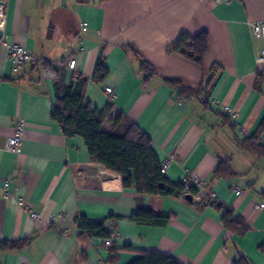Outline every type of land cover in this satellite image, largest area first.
I'll return each mask as SVG.
<instances>
[{
    "label": "crops",
    "instance_id": "obj_1",
    "mask_svg": "<svg viewBox=\"0 0 264 264\" xmlns=\"http://www.w3.org/2000/svg\"><path fill=\"white\" fill-rule=\"evenodd\" d=\"M0 1L3 41L22 46L56 74L44 78L29 64L15 70L0 45V241H25L0 251V264H131L147 252L179 264H264V157L237 144L256 137L264 146V59L256 60L261 41L251 27L264 21V0ZM201 32L208 38L201 66L166 52L180 34ZM70 58L73 69L65 65ZM140 59L157 73L144 78ZM98 63L108 70L102 80L94 78ZM79 77L92 108L111 104L102 131L124 114L150 138L160 163L169 161L163 174L170 182L189 175L204 190L193 187L191 201L140 194L91 162L84 140L65 137L51 117L56 81ZM164 78L204 87L207 103L178 98ZM19 121L20 151L12 153L6 143ZM218 156L231 159L235 176H213ZM211 193L243 220V233L223 226L224 209L211 203ZM138 208L167 221L136 223L130 216ZM80 217L104 221L113 249L81 235Z\"/></svg>",
    "mask_w": 264,
    "mask_h": 264
},
{
    "label": "trees",
    "instance_id": "obj_2",
    "mask_svg": "<svg viewBox=\"0 0 264 264\" xmlns=\"http://www.w3.org/2000/svg\"><path fill=\"white\" fill-rule=\"evenodd\" d=\"M131 48V47H129ZM208 49L206 32L195 36L182 33L174 44L167 47V53H176L184 59L201 66ZM134 51V49L131 48ZM136 53V52H135ZM138 55V54H137ZM140 70L144 78L157 73L149 62L139 60ZM107 68L98 63L94 78L102 80L107 75ZM163 81L177 91L180 99H199L207 103L203 94L205 88L192 85L182 79L164 78ZM85 78H78L69 84L59 81L55 83V102L51 117L60 127L65 137H81L88 150L90 161L103 166L105 169L120 176L124 189H134L137 193L158 196H181L186 193L194 194V188H185L183 183H172L161 172V165L152 148L150 138L124 114L119 113L111 119L113 128L110 132L101 129L102 123L109 116L111 104L102 110L91 107L85 99ZM238 147L258 157H264V146L257 142L256 137L237 141ZM229 157L218 156L217 166L213 171L216 178L235 176ZM218 209H224L223 226L236 233L246 229L243 220L234 216L229 207L211 202ZM130 218L139 224L164 225L167 217L154 215L151 211L138 208ZM81 235L89 238H110L112 235L104 228V221L87 222L83 217L78 219ZM25 241H0V251L19 249ZM109 250L113 249L112 243ZM131 264H179L172 257L155 252L144 253ZM234 264H245L242 260Z\"/></svg>",
    "mask_w": 264,
    "mask_h": 264
},
{
    "label": "built area",
    "instance_id": "obj_3",
    "mask_svg": "<svg viewBox=\"0 0 264 264\" xmlns=\"http://www.w3.org/2000/svg\"><path fill=\"white\" fill-rule=\"evenodd\" d=\"M214 1H215V3L228 4L232 0H214ZM4 23H5V6L0 1V29ZM251 27H252L253 36L260 39V41H261V54L256 59L258 62H260L262 59H264V21L252 23ZM0 45H2L5 48L7 59L10 61L11 65L13 66V68L15 70L20 69L23 66L28 65V64L29 65H35L39 68L40 74L42 75V77L48 78V79H56L55 72L53 70H51L50 68H47L44 65V61L42 59L36 57L32 53H30L29 51L24 49L22 46H20L18 44H8V43L4 42L2 38H0ZM75 64H76V60L74 58H70L67 60L65 65L69 69H73L75 67ZM104 92L110 96V99H112L111 95L113 93V90L111 87H109V86L105 87ZM224 111L227 113L230 111V109L228 107H226ZM231 116L235 117L236 114L234 112H231ZM22 132H23V123L21 121H19L15 126L13 135L11 137H9L7 140L6 149L8 151H10L12 153H19L20 145H21V141H22V135H23ZM168 163H169L168 160H165L162 163V165H161V172L162 173L165 172ZM182 183L184 184L186 189H188L190 187H196L199 191L204 190L203 182L201 180L195 179L194 177H191L189 175H186V177L184 178ZM6 187H7V183H4V188H6ZM242 193H243V191L240 188H238V187L235 188V194L237 196L241 195ZM209 197L211 200L215 198L213 193H211L209 195ZM18 203H19V205H23V203L20 199H19ZM256 207L261 208L262 205H259ZM32 217H34V215H32ZM111 243H112L111 238H106L103 240V245L107 249L110 247Z\"/></svg>",
    "mask_w": 264,
    "mask_h": 264
},
{
    "label": "water",
    "instance_id": "obj_4",
    "mask_svg": "<svg viewBox=\"0 0 264 264\" xmlns=\"http://www.w3.org/2000/svg\"><path fill=\"white\" fill-rule=\"evenodd\" d=\"M2 37V30L0 29V38ZM184 198L188 201H191L192 200V196L191 194L187 193L184 195Z\"/></svg>",
    "mask_w": 264,
    "mask_h": 264
}]
</instances>
